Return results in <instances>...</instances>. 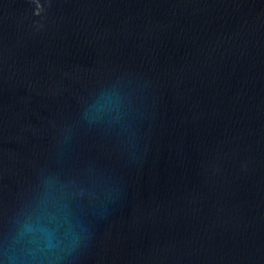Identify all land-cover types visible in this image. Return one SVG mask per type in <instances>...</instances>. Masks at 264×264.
Listing matches in <instances>:
<instances>
[{
	"label": "water",
	"instance_id": "obj_1",
	"mask_svg": "<svg viewBox=\"0 0 264 264\" xmlns=\"http://www.w3.org/2000/svg\"><path fill=\"white\" fill-rule=\"evenodd\" d=\"M0 264H264V0H0Z\"/></svg>",
	"mask_w": 264,
	"mask_h": 264
}]
</instances>
